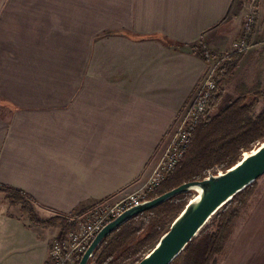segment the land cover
Here are the masks:
<instances>
[{"label":"crops","instance_id":"obj_1","mask_svg":"<svg viewBox=\"0 0 264 264\" xmlns=\"http://www.w3.org/2000/svg\"><path fill=\"white\" fill-rule=\"evenodd\" d=\"M239 6L0 0V183L45 218L142 184L212 55L239 35ZM32 221L0 192V264H43L62 223Z\"/></svg>","mask_w":264,"mask_h":264},{"label":"trees","instance_id":"obj_2","mask_svg":"<svg viewBox=\"0 0 264 264\" xmlns=\"http://www.w3.org/2000/svg\"><path fill=\"white\" fill-rule=\"evenodd\" d=\"M236 60L217 79V92L209 110L215 108L221 98V83L235 69ZM256 88H249L212 114L208 111L201 117L178 164L149 194L148 199L183 182L216 173L217 169H228L244 152L253 150L264 140V105L255 112L256 102L261 96V91ZM254 183L255 180L223 204L169 264H216L226 233L232 227L237 211L249 198ZM0 192L5 194L11 205L18 204L23 214L33 220L36 218L33 199L21 189L0 183ZM193 194V190L178 193L133 215L101 239L89 261L96 264H133L154 246ZM74 224V221L65 222L67 227L59 235L62 236Z\"/></svg>","mask_w":264,"mask_h":264},{"label":"built area","instance_id":"obj_3","mask_svg":"<svg viewBox=\"0 0 264 264\" xmlns=\"http://www.w3.org/2000/svg\"><path fill=\"white\" fill-rule=\"evenodd\" d=\"M254 11L244 15L242 31L229 48L218 55L208 65L202 81L195 93L194 100L183 111L177 121L168 143L151 170L147 179L135 190L123 195L113 203L98 202L92 205L79 217L77 225L62 236H55L49 243L46 258L43 264H78L83 252L100 228L108 221L119 215L125 209L138 205L148 199V196L159 186L167 175L175 168L186 151L192 132L201 117L209 111L210 102L217 92L218 71L231 55L247 51L253 44L250 39L254 23ZM223 170L217 169L216 173Z\"/></svg>","mask_w":264,"mask_h":264},{"label":"rangeland","instance_id":"obj_4","mask_svg":"<svg viewBox=\"0 0 264 264\" xmlns=\"http://www.w3.org/2000/svg\"><path fill=\"white\" fill-rule=\"evenodd\" d=\"M239 8L238 19L234 20V25L237 24L239 26V35L242 31L244 15L250 10L254 11L255 19L250 34V39L254 45L245 52L231 55L226 62L224 61L223 66L219 68V77L217 76V79L221 78L224 69L237 58L235 69L221 83L223 94L216 107H212L209 110V114H212L216 109L237 97L240 93L248 91L252 87L255 89L256 86V89L261 91V96L256 102L255 112H258L264 105V0H240ZM224 52L217 53L215 56L212 55L209 63ZM248 197L247 201L237 211L232 227L226 233L222 253L217 256L216 264H264V173L255 180ZM32 206L36 213V218L32 221V224L38 227L44 225L42 222L45 219L50 220L48 223H62V228L67 227L64 226L65 222L74 221L75 224L68 228L67 232L77 225L80 217L70 214L45 218L43 214L36 210L33 204Z\"/></svg>","mask_w":264,"mask_h":264},{"label":"water","instance_id":"obj_5","mask_svg":"<svg viewBox=\"0 0 264 264\" xmlns=\"http://www.w3.org/2000/svg\"><path fill=\"white\" fill-rule=\"evenodd\" d=\"M264 173V140L253 150L221 173H209L202 179L186 181L155 197L133 205L103 225L81 255L78 264H96L89 261L102 238L133 215L143 212L168 198L193 190L180 213L157 242L133 264H169L197 234L208 219L231 197Z\"/></svg>","mask_w":264,"mask_h":264}]
</instances>
